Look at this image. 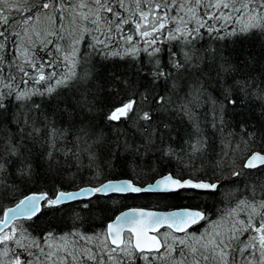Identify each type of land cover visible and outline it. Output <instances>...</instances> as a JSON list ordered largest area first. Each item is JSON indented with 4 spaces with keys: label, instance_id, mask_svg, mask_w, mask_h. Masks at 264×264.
<instances>
[{
    "label": "snow or ice",
    "instance_id": "snow-or-ice-1",
    "mask_svg": "<svg viewBox=\"0 0 264 264\" xmlns=\"http://www.w3.org/2000/svg\"><path fill=\"white\" fill-rule=\"evenodd\" d=\"M0 264H264V0H0Z\"/></svg>",
    "mask_w": 264,
    "mask_h": 264
}]
</instances>
